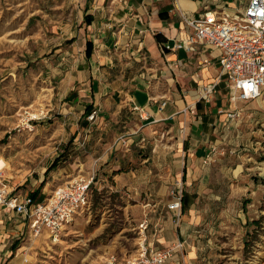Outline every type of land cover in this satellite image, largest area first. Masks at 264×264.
<instances>
[{"label":"crops","instance_id":"1","mask_svg":"<svg viewBox=\"0 0 264 264\" xmlns=\"http://www.w3.org/2000/svg\"><path fill=\"white\" fill-rule=\"evenodd\" d=\"M18 1L20 11L31 10L26 21L35 27V39L46 37L50 55L41 67L49 69L45 73L51 72L66 99L60 133L70 146L54 173L71 181L97 176L116 188L120 175L134 180L137 169L148 172L154 154H160V168H168L165 177L185 185L186 219L181 209L158 206L147 222L146 244L171 250L163 264H198V247L184 235L191 218L207 209L200 206L203 196L189 189L191 179L204 177L221 132L236 119L226 113H239L245 101L229 100L216 48L200 43L189 51L177 45L192 33L188 19L207 10L241 13L249 0ZM13 195L22 200L28 194ZM36 198L41 199L39 193ZM15 213L3 210L0 219ZM25 249L17 247L14 257Z\"/></svg>","mask_w":264,"mask_h":264},{"label":"rangeland","instance_id":"2","mask_svg":"<svg viewBox=\"0 0 264 264\" xmlns=\"http://www.w3.org/2000/svg\"><path fill=\"white\" fill-rule=\"evenodd\" d=\"M18 2L0 0V160L5 163L0 212L13 210L6 203L14 193L23 197L27 192L30 198L29 193H39L41 199L34 201L43 204L57 189L79 181L56 175L54 169L48 172L51 159L57 153L66 158L70 146L60 133L66 99L51 72L45 73L49 69L41 67L50 55L46 37L35 39V27L26 21L31 10L20 11ZM240 107L235 121L221 132L204 177L196 175L189 186L203 196L200 206L207 209L191 218L190 237L184 235L198 247V264H264V91ZM160 156L154 154L148 172L138 168L134 180L120 175L117 189L114 182L102 183L95 176L85 206L54 235L42 229L34 236L27 216L16 210L10 220L3 215L0 264H108L136 257L143 241L138 224L155 218L156 208L177 194L183 199V181L165 177L168 168H160ZM16 245L26 248L21 257H14Z\"/></svg>","mask_w":264,"mask_h":264},{"label":"built area","instance_id":"3","mask_svg":"<svg viewBox=\"0 0 264 264\" xmlns=\"http://www.w3.org/2000/svg\"><path fill=\"white\" fill-rule=\"evenodd\" d=\"M192 30L190 36L178 47L194 50L195 44H206L219 51L221 74L229 82L230 101H249L258 98L264 91V0H249L241 13L207 10L186 21ZM221 112V111H220ZM96 115L93 111L88 119ZM235 118V111L226 113ZM91 179L79 180L73 186L57 189L46 203H36L26 196L18 202L16 196L8 200L9 209L24 214L29 219V227L36 236L42 229L49 235L56 234L63 224L87 203ZM0 192V201L4 199ZM182 197L177 194L167 208L179 211ZM147 221L138 224L143 235L140 252L134 258L108 264H163L171 255L170 249H155L145 245Z\"/></svg>","mask_w":264,"mask_h":264},{"label":"trees","instance_id":"4","mask_svg":"<svg viewBox=\"0 0 264 264\" xmlns=\"http://www.w3.org/2000/svg\"><path fill=\"white\" fill-rule=\"evenodd\" d=\"M64 151H65V149H64L62 152H64ZM62 156H63V154L59 155L58 157H56V158L52 161L51 166L48 168V172H49L50 170H53L55 167H57V165L59 164V162H60L61 160L64 161V160L66 159L64 156H63V158H62ZM36 194H37V193L31 195V196H32V198H31L32 200H34Z\"/></svg>","mask_w":264,"mask_h":264},{"label":"bare ground","instance_id":"5","mask_svg":"<svg viewBox=\"0 0 264 264\" xmlns=\"http://www.w3.org/2000/svg\"><path fill=\"white\" fill-rule=\"evenodd\" d=\"M32 117H35V116L32 115ZM4 165H5V163L2 160H0V170L3 169Z\"/></svg>","mask_w":264,"mask_h":264}]
</instances>
